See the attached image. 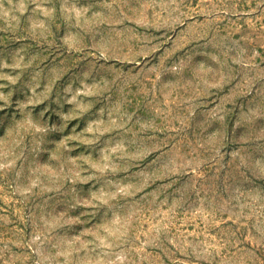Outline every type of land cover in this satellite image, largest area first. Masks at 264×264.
<instances>
[{
  "label": "rangeland",
  "instance_id": "obj_1",
  "mask_svg": "<svg viewBox=\"0 0 264 264\" xmlns=\"http://www.w3.org/2000/svg\"><path fill=\"white\" fill-rule=\"evenodd\" d=\"M0 264H264V0H0Z\"/></svg>",
  "mask_w": 264,
  "mask_h": 264
}]
</instances>
